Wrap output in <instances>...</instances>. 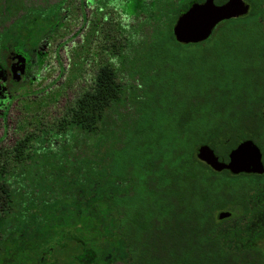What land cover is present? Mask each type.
I'll use <instances>...</instances> for the list:
<instances>
[{"label":"trees","instance_id":"trees-1","mask_svg":"<svg viewBox=\"0 0 264 264\" xmlns=\"http://www.w3.org/2000/svg\"><path fill=\"white\" fill-rule=\"evenodd\" d=\"M221 1L141 0L137 24L105 31L89 85L0 151V264H40L54 238L66 246L57 264H75L83 248L109 264H264V174L216 173L196 158L207 145L227 162L249 140L264 165V0H245L249 14L202 43L172 35L192 3ZM64 5H0V40L37 11L49 17L37 45L66 18ZM219 212L230 217L217 221Z\"/></svg>","mask_w":264,"mask_h":264},{"label":"rangeland","instance_id":"rangeland-1","mask_svg":"<svg viewBox=\"0 0 264 264\" xmlns=\"http://www.w3.org/2000/svg\"><path fill=\"white\" fill-rule=\"evenodd\" d=\"M33 1L36 4L41 0ZM80 2L82 5L79 9ZM63 3L64 7L69 4L70 11L63 10L64 14H67L66 18L49 38L41 43V49L37 53V66L31 73V79H28V75L23 80L17 91L20 96L11 103L5 121L0 120V151L10 148L25 133L40 124L52 121L73 102L78 93L89 85L92 75L101 62L102 54L100 55L99 51L104 42L105 31L109 29L113 37L117 32L115 24L121 23L124 26L137 24V20L131 16L133 11L141 6V0H101L98 4L95 0H63ZM33 12L36 22L30 21L29 25L34 42L45 32L47 23L44 20L45 17H49L47 13ZM96 23L100 24V27L91 37ZM143 33L139 35L142 36ZM86 38H89V44H84ZM198 50L191 47L187 52L194 53ZM11 58L22 64L26 57L14 53ZM255 58L260 60L257 54ZM74 60L81 61V68L71 80ZM84 60L85 62L82 63ZM249 67L256 66L249 64ZM2 83L0 80V113L5 109L8 98ZM64 246L63 238L49 239L43 248L45 253L43 264H55L52 255H55L56 249ZM93 255L90 249L83 248L77 260L78 264H90Z\"/></svg>","mask_w":264,"mask_h":264},{"label":"water","instance_id":"water-1","mask_svg":"<svg viewBox=\"0 0 264 264\" xmlns=\"http://www.w3.org/2000/svg\"><path fill=\"white\" fill-rule=\"evenodd\" d=\"M248 5L242 0H222L216 5L207 3H192L175 21L172 27L174 40L181 45H194L206 41L217 25L224 21L237 19L247 15ZM198 13L202 26L181 33L180 25L186 17ZM264 109V106H263ZM264 121V112H263ZM196 158L208 166L212 171L220 173L227 171L231 175H263L264 165L260 149L249 140L240 141L228 154L227 162L219 161L214 151L207 145L197 149ZM230 217L228 212H219L217 221Z\"/></svg>","mask_w":264,"mask_h":264},{"label":"flooded vegetation","instance_id":"flooded-vegetation-1","mask_svg":"<svg viewBox=\"0 0 264 264\" xmlns=\"http://www.w3.org/2000/svg\"><path fill=\"white\" fill-rule=\"evenodd\" d=\"M31 1L32 0H0V5H13L16 3L17 4L22 3L24 5L29 6V5H31ZM41 1H40V3H37V4H39V5H52V4H56L59 2V1L52 2L50 0L49 1L48 0H41ZM242 1L245 4H247L249 7L248 13H247V15H248L249 12L253 9V7H252L251 3L246 2L245 0H242ZM240 18H242V17H240ZM262 18L263 19H261V21H262L261 24L264 28V16ZM31 32L32 31H31L30 27L28 28L26 25H24L23 30L19 29V31H17L18 35L17 36L14 35L12 40H7L5 42H2L0 40V80L3 82L2 84L4 86L5 93L7 94V97H8L5 109L0 113V120L3 122L5 121V119L7 117L8 110H9L11 103L15 100V98L20 96L19 93H17V91H18L19 87L21 86V83L23 82V80H25L28 77V75H29L28 79H31V77H32L31 73H32V71H34L36 69L37 53H38V50L41 49V43L44 40H46L47 38H49V36H50V35L42 36V38L37 42V45L34 46L33 41L31 39V37H32ZM2 35H3V37H6V36H10L12 34H8L7 32L2 31ZM40 36H38V37H40ZM0 38H1V35H0ZM14 53L22 54L24 57H26L25 61L22 64L20 62L18 64L17 63L18 61H16V59L11 58ZM263 106H262L261 118L263 117V112H264ZM262 121H263V118H262ZM46 124L47 123L40 124V126L46 125ZM43 248H44V246L42 247L43 257H42V262L40 264H43L44 260H45V253L43 251L44 250ZM65 248H66V246H64L61 249H56V251L57 250H63ZM56 251H54L55 255H52V260L54 261L55 264H57V261H58V256H57ZM93 254H94V252H93ZM79 255L72 256V258L75 261V264H78L77 260H78ZM110 257L111 256L106 255V256H104L103 259H108ZM92 258L93 259H92L90 264H109V263H107L106 260L98 261V256L95 254L93 255Z\"/></svg>","mask_w":264,"mask_h":264},{"label":"snow or ice","instance_id":"snow-or-ice-1","mask_svg":"<svg viewBox=\"0 0 264 264\" xmlns=\"http://www.w3.org/2000/svg\"><path fill=\"white\" fill-rule=\"evenodd\" d=\"M198 26H202V21L198 13L185 18L184 23L180 25L181 33L187 30H192Z\"/></svg>","mask_w":264,"mask_h":264}]
</instances>
